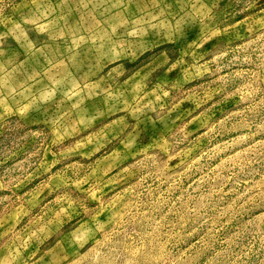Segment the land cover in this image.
Returning <instances> with one entry per match:
<instances>
[{
	"label": "rangeland",
	"instance_id": "1",
	"mask_svg": "<svg viewBox=\"0 0 264 264\" xmlns=\"http://www.w3.org/2000/svg\"><path fill=\"white\" fill-rule=\"evenodd\" d=\"M0 264H264V0H0Z\"/></svg>",
	"mask_w": 264,
	"mask_h": 264
}]
</instances>
